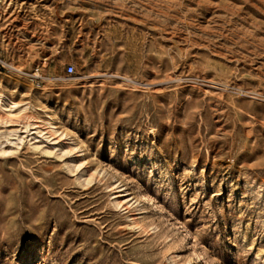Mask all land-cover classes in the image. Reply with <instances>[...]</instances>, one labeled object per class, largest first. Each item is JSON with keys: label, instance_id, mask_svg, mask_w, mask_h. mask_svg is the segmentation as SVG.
<instances>
[{"label": "rangeland", "instance_id": "rangeland-1", "mask_svg": "<svg viewBox=\"0 0 264 264\" xmlns=\"http://www.w3.org/2000/svg\"><path fill=\"white\" fill-rule=\"evenodd\" d=\"M0 94V264H264V0H0Z\"/></svg>", "mask_w": 264, "mask_h": 264}, {"label": "bare ground", "instance_id": "bare-ground-1", "mask_svg": "<svg viewBox=\"0 0 264 264\" xmlns=\"http://www.w3.org/2000/svg\"><path fill=\"white\" fill-rule=\"evenodd\" d=\"M15 70L19 71V69H17V68ZM5 97L0 94V124L2 125V127L8 123H11V122H16L18 124V125H16L17 128L15 127V129L14 128H12V129L8 128V130H7L5 128V130H3L1 128L3 131L0 132V135L2 134V136H0V137H3L5 141H7V140L10 141V136L13 135L17 139L18 143L22 142L23 137L21 135L19 136L16 134L18 131H21V133L24 134V133H27L29 131L32 132L31 130H35L33 132L37 135V134H40L42 130H44L45 134H43V135H47L48 138L50 136H52V137L53 136H55V137L63 136L61 134L62 132L57 130L54 122L52 121V119L50 117L45 122H40L34 116H32L30 113L28 114L26 112L27 110H29L28 105L25 104V106L18 107L17 106L18 104L15 105L14 102L9 101L10 99L7 100L8 98L6 99ZM44 131H43V133H44ZM16 139H14V140H16Z\"/></svg>", "mask_w": 264, "mask_h": 264}, {"label": "built area", "instance_id": "built-area-1", "mask_svg": "<svg viewBox=\"0 0 264 264\" xmlns=\"http://www.w3.org/2000/svg\"><path fill=\"white\" fill-rule=\"evenodd\" d=\"M74 71V67L73 65L71 64H68L67 67H66V72L68 74L72 73ZM35 72H37V69L35 70ZM35 77L38 78L39 77V74L35 73Z\"/></svg>", "mask_w": 264, "mask_h": 264}]
</instances>
